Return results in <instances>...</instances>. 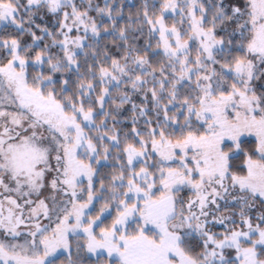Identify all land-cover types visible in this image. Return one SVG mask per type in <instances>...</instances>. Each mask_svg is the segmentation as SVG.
<instances>
[{"label":"snow or ice","instance_id":"6c2138e0","mask_svg":"<svg viewBox=\"0 0 264 264\" xmlns=\"http://www.w3.org/2000/svg\"><path fill=\"white\" fill-rule=\"evenodd\" d=\"M0 264H264V0H0Z\"/></svg>","mask_w":264,"mask_h":264}]
</instances>
